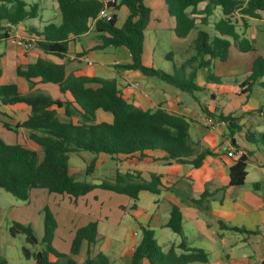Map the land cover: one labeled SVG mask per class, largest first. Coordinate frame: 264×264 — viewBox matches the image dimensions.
Returning <instances> with one entry per match:
<instances>
[{"label": "crops", "instance_id": "crops-1", "mask_svg": "<svg viewBox=\"0 0 264 264\" xmlns=\"http://www.w3.org/2000/svg\"><path fill=\"white\" fill-rule=\"evenodd\" d=\"M23 1L29 8L33 6L37 8V16L17 26L8 22L0 25L3 28L0 34L6 32L9 36L0 40L2 71L0 85L19 84L23 92L28 91V84L18 78L17 69L25 68L40 59L64 65L68 74L74 77L116 80L118 89L128 103L146 111L154 112L163 109L170 114L184 117L190 123L189 133L192 144L199 152L204 150L213 152L204 158L199 168L192 164L168 161L169 155L161 150H148L143 155L135 153L117 156L107 154L87 156L74 153L76 159H72L73 154H71L70 174L78 180H81L78 175L84 171H78L74 166H78L76 164L80 162L82 165L90 159L92 161L96 159L95 169L101 170L104 164H107L110 167V176L105 180L91 183L99 185L105 181L114 182L118 172H138L146 181H150L152 175L159 176L160 191L159 193L143 191L139 194L138 200L129 197L128 206H120L123 207L124 217L128 218L125 223L122 220H112V216L108 214L111 210L106 209L101 218L75 224L72 229L64 233L60 232L61 226L57 224L52 246L63 243L66 247L68 245L71 252L77 231L95 222L97 237L91 248L92 256L103 254L109 259L110 264L132 263L134 252L142 241L145 228L153 232L156 243L164 253L173 249L178 256L187 254L188 252L182 248V244L185 243L188 249L201 250L207 254L208 262L192 264H263L264 146L250 141L249 137L254 139L264 135V87L256 84L249 92L241 91L240 85L251 75L249 70L254 58L252 54L239 52L235 48L232 50V59L229 62L214 61L203 68L199 67L201 61L196 60V40L200 31H206L211 39L220 37L214 30V23L222 17L221 10L218 8L215 11L210 18L209 26H200L192 30L187 38L182 39L178 38L174 32V20L168 13L165 1L145 0V5L151 9V17L145 30L142 62L146 67L174 74L176 70H180L193 59L195 62L189 64L185 72L180 71L187 77L196 71L195 84L198 90L189 93L156 77L145 76L138 70L121 69L123 65L130 64L132 61L131 54L124 47L111 46L95 50L101 44L95 21H90V29L87 33L70 38L69 51L64 58L46 54L37 47L27 48L26 41L34 37L35 31L42 32L49 24H60L62 15L57 0ZM121 1L117 0L118 6L113 11L117 28H122L130 16L129 8L120 5ZM206 6L207 0H204L197 11H203ZM188 12L191 13L192 8ZM234 20L237 21L238 33L250 40L254 49L264 57V13L261 19L247 18L246 24L243 23L241 15H237ZM193 34L194 37L191 39ZM208 59L209 56L205 58L206 61ZM209 75H214L219 82L209 81ZM260 82L264 83V77ZM88 86L98 88L97 84ZM35 90L53 99L73 101L70 94L63 95L55 84H43L38 81ZM73 106L76 107L75 104ZM58 112L62 121L71 120L75 124L79 122V112H76L72 118H68L61 111ZM0 115L8 117L3 126L9 132L28 130L29 136L31 135L32 132L29 129L16 128L18 124L24 123L30 117V106L24 103L0 105ZM96 115L98 122L112 123L114 120L112 114L102 110H99ZM222 116L232 117L233 123L219 124L223 122ZM208 118H212L219 125L212 128L207 124ZM33 144L39 150L23 144L18 145L36 151L42 159L41 147L34 142ZM231 149L243 150L245 155L249 156L246 181L240 187L230 186V169L238 159L228 156ZM112 162L115 163V168ZM103 191L117 194L108 190ZM32 192L28 200L29 204H31ZM206 193L210 196L203 199L202 205L192 202V200L202 199ZM67 197L74 200L72 197ZM105 202V199L99 202L100 213L108 205ZM18 206L25 207L22 204ZM173 207H177L182 214V234L175 233L168 226ZM39 217L41 220L36 222L34 231L41 240L44 236V216L40 214ZM132 220L138 223L139 230L133 226ZM20 223L30 224L29 220H23ZM234 228L240 231L233 230ZM19 236L24 235L19 234L13 237L9 230H6L4 234L1 233V239L6 243L20 238ZM22 247L25 248V246ZM42 248L40 243L33 252H39ZM17 255L22 264H36L33 258H25L19 250ZM88 257L89 245L87 240H84L79 254L72 255V258L77 264H85ZM0 258L6 259L2 254ZM142 264L151 263L148 259H144Z\"/></svg>", "mask_w": 264, "mask_h": 264}, {"label": "trees", "instance_id": "trees-1", "mask_svg": "<svg viewBox=\"0 0 264 264\" xmlns=\"http://www.w3.org/2000/svg\"><path fill=\"white\" fill-rule=\"evenodd\" d=\"M62 22L49 24L42 32L35 31L34 37L26 42L31 47H37L46 54L64 58L69 51L71 37H80L90 29V21L96 22V31L100 34L101 44L95 50L107 47H124L131 54L130 64L123 65V70H138L145 76L156 77L176 88L193 93L198 90L195 84L196 71L188 77L181 74L191 59L174 74L146 67L143 62L145 49V30L151 17V9L145 5V0H122L120 5L130 10V16L122 28L116 27V17L113 21L99 19L105 4L99 0H57ZM170 17L174 20V32L178 38H187L192 30L200 26H209L210 18L219 8L222 17L214 23V30L220 37L210 38L206 31H200L196 40V60L201 61L199 67L211 65L214 61L227 63L232 59L233 49L253 55L250 66L251 75L240 85L242 92H249L256 84L264 83V57L252 46L250 40L237 31V15L246 24L247 18L261 19L264 13V0H207L203 11L197 8L204 0H164ZM0 25L8 22L17 26L23 21L37 16L35 6L29 8L23 0H0ZM118 5H108L115 10ZM29 8V9H28ZM192 8V12L188 10ZM204 15L203 17H200ZM3 28L0 27V31ZM9 38L7 33L0 34V40ZM209 56L206 61L205 58ZM2 71L0 69V77ZM17 76L28 84V91L23 92L19 84L0 85V105L24 103L31 107V115L27 121L18 124L16 128L31 130L30 139L43 151L39 154L21 145H10L0 138V188L12 194L18 200L28 201L35 189H44L49 193L67 195L74 199L86 196L96 189H103L138 200L143 191L159 193L161 179L152 175L150 181L142 178L138 172H118L114 182L105 181L94 184L87 180H78L70 174V155L89 152L95 156L107 154L110 156L143 155L148 150L166 152L168 161L180 164H192L199 168L210 150L199 152L190 138V123L182 116L173 115L163 109L154 112L143 110L127 102L122 96L116 80L90 77H74L68 74L64 65L54 64L46 60H38L27 67H19ZM209 81L218 83L214 75H209ZM55 84L63 95L70 94L72 100L53 99L47 94L35 90L37 82ZM97 84L98 88L88 85ZM76 105L74 107L73 105ZM102 110L113 115L112 123L98 122L97 112ZM72 118L79 112V122L62 121L59 112ZM228 124L233 123L232 117L222 116ZM8 128L12 130L9 126ZM249 140L264 146V135ZM249 156L238 158L230 169V186L244 185L247 177ZM96 159L86 169V176L93 174ZM209 194H204L200 200H192L196 205H202ZM168 226L177 234H182V214L173 207ZM57 229V222L46 207L44 209V236L41 240L35 234L31 225L14 222L10 227L13 237L21 234L26 237L28 245L43 246L39 252L23 249L24 257L33 258L36 264H77L72 256L58 253L52 247V241ZM233 230H239L234 228ZM97 237V223L92 222L80 228L72 245V255L80 252L82 243L87 240L89 257L85 264H110L109 259L99 254L92 256L91 248ZM182 248L187 254L178 256L175 250L168 253L159 248L154 234L149 229H143L141 243L136 248L131 264H142L148 259L151 264H192L208 262L207 254L201 250L188 249L185 243ZM0 264H8L0 258ZM264 264V263H263Z\"/></svg>", "mask_w": 264, "mask_h": 264}, {"label": "rangeland", "instance_id": "rangeland-1", "mask_svg": "<svg viewBox=\"0 0 264 264\" xmlns=\"http://www.w3.org/2000/svg\"><path fill=\"white\" fill-rule=\"evenodd\" d=\"M192 37H194V34L191 36V39ZM7 119L8 117L0 115V138L4 142L10 145L23 144L29 148H38L31 141L29 136L30 132L28 130H22L17 133H11L6 130L3 124ZM37 150H39V148ZM80 153L87 156L91 155L89 152ZM71 157L72 159H76V156L74 154L71 155ZM91 162L92 160L90 159V161L85 162V164L80 165V162V164H76L78 166H74V168L78 171H84V173L78 175L79 177H81V180H87L88 182H98L102 179L105 180L106 177L110 176V167L107 164H104L101 170L94 169L93 174L87 177L85 174V170ZM112 163L114 164L113 167L115 168V163ZM104 199L106 200L105 203H107L108 205L106 206L107 208L105 207L103 212L100 213L98 205L100 204L99 202H102ZM129 200L130 198L127 196L118 195L103 190L93 191L92 193L88 194V196L86 195L76 200L70 199L65 195L50 194L46 190H35L32 192L31 204H29L28 201L18 200L12 194L0 188V240H2V243H0V254H2V256L6 258L9 264H22L20 262V259L18 258L17 251L19 250L20 254H22V246L27 247L32 253L33 251H35L36 246L28 245L26 243L25 236H19L20 238L13 239L12 242L6 243L3 239H1V233L4 234L6 230H10V227L14 222L20 223V221L23 220H29V225H31L35 229L36 222H40L41 218L39 216L40 214L41 216H44V209L46 207L53 214L57 224L61 226L60 232L64 233L65 231H69L70 229H72L75 224H82V222L93 221L101 218V215L106 209H108V211L111 210V212H109L108 214L112 216V220H122L123 223L127 222L128 218L124 217L125 213L123 207L128 206ZM21 204L25 205V207L18 206ZM39 210H41L40 213ZM28 212H30L31 214L28 215ZM132 224L139 230L137 222L132 220ZM21 241H23V243ZM53 246H56L54 250H57L58 253L67 252L65 253L66 255L72 256L71 252H69L68 245L66 247V245H64L63 243L62 245L56 243L53 244Z\"/></svg>", "mask_w": 264, "mask_h": 264}, {"label": "built area", "instance_id": "built-area-1", "mask_svg": "<svg viewBox=\"0 0 264 264\" xmlns=\"http://www.w3.org/2000/svg\"><path fill=\"white\" fill-rule=\"evenodd\" d=\"M102 1L105 4L104 9L100 12L98 18L99 19H104L108 22L113 21L114 20V10H111L108 5H117V0H99ZM26 47H31L30 45L26 44ZM207 124L210 125L212 128H215L217 125L219 124H225V122L223 121L222 123H215V121L212 118H208L207 119ZM245 153L243 150H233L231 149L228 153L229 157H236V158H240L242 156H244Z\"/></svg>", "mask_w": 264, "mask_h": 264}]
</instances>
